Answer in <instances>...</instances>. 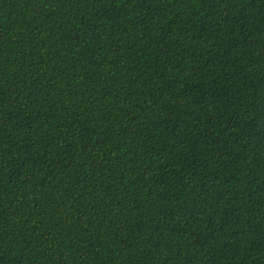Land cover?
I'll return each instance as SVG.
<instances>
[{"label": "trees", "instance_id": "1", "mask_svg": "<svg viewBox=\"0 0 264 264\" xmlns=\"http://www.w3.org/2000/svg\"><path fill=\"white\" fill-rule=\"evenodd\" d=\"M0 264H264V0H0Z\"/></svg>", "mask_w": 264, "mask_h": 264}]
</instances>
